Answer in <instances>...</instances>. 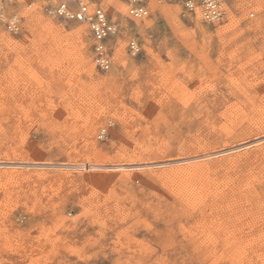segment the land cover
<instances>
[{
  "label": "rangeland",
  "instance_id": "1",
  "mask_svg": "<svg viewBox=\"0 0 264 264\" xmlns=\"http://www.w3.org/2000/svg\"><path fill=\"white\" fill-rule=\"evenodd\" d=\"M61 1L73 6L0 1V264H264V147L251 166L247 148L241 163L211 171L191 172L205 160L151 163L228 147L227 134L264 137V0H221L213 23L176 1L145 0L148 14L135 20L125 0H87L116 27L105 72L92 62L88 24L47 12ZM230 177L241 193H210L213 178Z\"/></svg>",
  "mask_w": 264,
  "mask_h": 264
},
{
  "label": "built area",
  "instance_id": "2",
  "mask_svg": "<svg viewBox=\"0 0 264 264\" xmlns=\"http://www.w3.org/2000/svg\"><path fill=\"white\" fill-rule=\"evenodd\" d=\"M2 2H12L13 0H0ZM87 0H72L73 6L69 3L61 1L55 6L47 8L49 14L55 15L65 20H75L78 22H86L92 35V62L100 71H107L110 68V52L106 46V41L115 34L116 27L108 19L105 12L95 7L90 9ZM176 1L181 4L185 11L190 13L198 12L204 22H218L222 19L224 11L221 0H168ZM127 4L126 13L129 18L140 20L147 16L148 10L145 0H125ZM30 5H27L29 7ZM20 18L17 15H11L5 20L6 29L10 32H16L20 28ZM129 50L136 54L139 49L135 42L129 43ZM105 136L102 130L98 137Z\"/></svg>",
  "mask_w": 264,
  "mask_h": 264
},
{
  "label": "bare ground",
  "instance_id": "3",
  "mask_svg": "<svg viewBox=\"0 0 264 264\" xmlns=\"http://www.w3.org/2000/svg\"><path fill=\"white\" fill-rule=\"evenodd\" d=\"M224 11V10H223ZM30 19V18H29ZM35 19L33 20V19H30L29 20V29L31 28H35ZM84 23H86V22H84ZM77 29H79V28H77ZM75 31H77V30H75ZM115 33H116V31H115ZM78 34V33H77ZM92 36V35H91ZM5 38V37H4ZM10 38V37H9ZM7 39V38H6ZM6 41H8V40H6ZM94 42V41H93ZM9 44V43H8ZM93 44V43H92ZM11 49V48H10ZM16 49V48H15ZM52 53V52H51ZM55 53H52V54H47L49 57L48 58H50V56H52V55H54ZM46 57V56H45ZM87 57V56H86ZM85 56L83 57V64L85 65V66H88V62L89 61H87V58H86ZM52 59H54V58H52ZM51 59V60H52ZM54 60H56V58L54 59ZM81 60V59H80ZM79 63V62H78ZM79 67V66H78ZM82 67V66H81ZM89 69V68H88ZM48 72V71H47ZM108 90V89H107ZM87 97V96H86ZM103 119V118H102ZM214 119V118H213ZM117 120L119 121V119L117 118ZM122 121V120H121ZM98 122V121H97ZM217 122V121H216ZM96 123V122H95ZM99 123V122H98ZM88 124V123H87ZM92 124V123H91ZM218 124V123H217ZM91 126V125H90ZM90 126H88V128L86 129V130H84L85 132L83 133L84 135H85V138L87 139V141L89 142V143H91V145H92V148L93 149H95V148H97L96 146H97V144L95 143V141L93 140V132H94V129H95V125L93 126V127H90ZM86 128V127H85ZM256 129V128H255ZM104 130V129H103ZM101 131L102 130H100L99 131V133H101ZM261 131V130H260ZM259 131V132H260ZM83 132V131H82ZM226 133V132H225ZM227 134V133H226ZM262 134V133H261ZM227 135H229V137H230V141L232 142L231 144H230V146H228V147H223V148H218V149H211V150H208V151H205V152H202L201 154H195V155H191V156H189V157H183V158H176V159H173L172 161L173 162H168V163H165V164H160V162H151L152 163V165H156V166H164V165H170V166H177L178 164H185V163H189V162H194V161H199V160H205V162L204 163H201V164H199V165H197V168H192V170H191V172H195V169H197V170H199V172H200V170L201 169H203V168H205V170L206 171H211V169H213V168H216V165L218 164V163H222L224 166L225 165H228V166H236L237 165V163H239L240 162V160H241V156L239 155V154H237L239 151H242V150H244L245 148H247L246 150L247 151H245V153L242 155L243 157H244V160L246 161V162H248L249 161V159H250V157H252L253 155H255V152L258 150H263V147H264V145H263V143H264V137H263V134L262 135H257V136H255L254 138L252 137L251 139H249V140H245V141H243V140H241V141H243V142H236V137L233 135V134H227ZM225 136V135H224ZM219 137H221V136H219ZM223 137V136H222ZM228 136H225V138H227ZM213 138V137H212ZM215 140V139H214ZM218 140H219V138H218ZM211 141V140H210ZM217 141V140H216ZM215 141V142H216ZM208 142V141H207ZM219 142V141H218ZM221 142V141H220ZM210 144V143H209ZM196 145V144H195ZM203 145V144H202ZM211 145V144H210ZM203 146H205V145H203ZM215 146V145H214ZM216 146H218V145H216ZM254 146H257V148H252L251 149V147H254ZM89 147H90V145H89ZM91 148V149H92ZM201 148V147H200ZM208 149L210 148V147H207ZM214 148H217V147H214ZM99 149V148H98ZM197 149V148H196ZM203 150V149H202ZM257 155V154H256ZM258 156V155H257ZM221 157V158H220ZM242 157V158H243ZM256 158V157H255ZM128 159V158H127ZM126 159V160H127ZM181 159V161H179ZM211 159H214V161L212 160L211 161ZM257 159V158H256ZM256 159H255V161H256ZM253 159L251 158V161H252ZM242 161V160H241ZM244 162V161H243ZM242 162V163H243ZM241 163V162H240ZM249 163V165H250V162H248ZM264 163V162H263ZM247 164V163H246ZM245 164V165H246ZM252 164V163H251ZM242 166V165H241ZM240 166V167H241ZM251 166V165H250ZM166 167V166H165ZM167 167H169V166H167ZM192 167V166H191ZM239 167V168H240ZM243 167H246V166H244L243 165ZM179 168V167H178ZM199 168V169H198ZM225 168V167H224ZM231 168V167H230ZM263 168V167H262ZM181 169V168H180ZM189 169V168H188ZM217 169V168H216ZM234 169V168H233ZM238 168H236V171L238 172V170H237ZM242 169V168H241ZM240 169V170H241ZM253 169V168H252ZM221 170H222V167H221ZM220 170V171H221ZM228 170V169H227ZM226 170V171H227ZM243 171H244V168L242 169ZM245 170H246V168H245ZM261 170V169H260ZM180 172L182 171V173L184 172L183 170H179ZM179 171H178V169L176 170V169H172V173L174 174V173H179ZM216 171V170H215ZM228 171H230V170H228ZM232 171V170H231ZM217 172V171H216ZM233 172V171H232ZM247 172V171H246ZM256 172V171H255ZM263 172V171H262ZM181 173V174H182ZM186 173V172H185ZM184 173V175H186ZM202 173V172H201ZM201 173H199V174H201ZM210 173V172H209ZM213 173V172H212ZM231 173V172H230ZM241 173V176H242V171L240 172ZM257 173V172H256ZM255 173V174H256ZM258 173H259V171H258ZM264 173V172H263ZM153 174V173H152ZM156 174V173H155ZM193 174V173H192ZM204 174V173H203ZM216 173H214V175H215ZM233 174V173H232ZM238 174V173H237ZM246 174V173H245ZM259 174H261V172L259 173ZM178 175V174H177ZM213 175V176H214ZM226 175H227V172H226ZM244 175V174H243ZM247 175H248V173H247ZM179 176V175H178ZM199 176V175H198ZM221 176V175H220ZM224 175H222V177H223ZM230 176V175H229ZM233 176H235V175H233ZM251 176V175H250ZM260 176V175H259ZM262 176H263V174H262ZM162 177V176H161ZM217 177V176H216ZM218 177H219V175H218ZM247 177V176H246ZM256 177H258V176H256ZM212 177H210V179H211ZM239 178V177H238ZM248 178L250 179V177L248 176ZM247 178V179H248ZM207 179V178H206ZM230 179H231V177H230ZM235 179V178H234ZM245 180L246 182H248V181H250V180ZM257 179V178H256ZM256 179H254V181H256V182H258V179L256 180ZM262 179V178H261ZM203 180V179H202ZM205 180V179H204ZM203 180V181H204ZM240 180H242V179H240ZM171 181H173V180H171ZM231 181H232V179H231ZM234 181V180H233ZM233 181L232 182H230L229 181V179L227 180V178L225 179V180H222V179H216V178H213L211 181H210V183H211V187H210V193L212 192L214 195L213 196H216L217 198L219 197V199L221 198V197H226V198H228V197H234V196H236V194H239V193H241V192H236L237 190H236V188H235V186H233L232 185V183H233ZM238 181V180H237ZM244 181V182H245ZM176 182V181H175ZM202 182V181H201ZM205 182V181H204ZM239 182V181H238ZM240 182H242V181H240ZM251 182V181H250ZM234 184V183H233ZM239 184V183H238ZM238 184H236V185H238ZM241 184V183H240ZM245 184V183H244ZM190 185V184H189ZM204 185V184H203ZM241 186V185H240ZM239 186V187H240ZM243 186V185H242ZM250 186V185H249ZM209 187V186H208ZM247 187V186H246ZM259 187H260V185H259ZM245 188V187H244ZM187 189V188H186ZM196 190V189H195ZM239 190V189H238ZM249 190V189H248ZM260 190H261V188H260ZM263 190H264V188H263ZM262 190V191H263ZM198 191V190H197ZM200 191V190H199ZM240 191V190H239ZM250 192H253L252 191V189H251V191ZM261 192V191H260ZM191 193H193V192H191ZM195 193H196V191H195ZM195 193H193V194H195ZM244 193V192H243ZM246 193H248V191L246 192ZM245 193V194H246ZM254 193H255V191H254ZM263 193V192H262ZM249 194V193H248ZM248 194H246V195H244V197H246V196H249ZM189 195V194H188ZM191 195V194H190ZM252 195V194H251ZM259 195V194H258ZM213 196H210V197H213ZM256 196V195H255ZM176 197V196H175ZM205 197V196H204ZM208 197V196H207ZM240 197H241V194H240ZM239 197V198H240ZM242 197H243V195H242ZM159 198V197H158ZM169 198V197H168ZM195 198V197H194ZM251 198V197H250ZM264 198V197H263ZM182 199V198H181ZM181 199H179V201L181 200ZM185 199V198H184ZM188 199V198H187ZM207 199V198H206ZM208 199H209V197H208ZM213 199V198H212ZM214 199H215V197H214ZM229 199V198H228ZM232 199V198H231ZM231 199H229V200H231ZM235 199V198H234ZM238 199V198H237ZM249 199V198H248ZM186 200V199H185ZM189 200V199H188ZM191 200V199H190ZM196 200V199H195ZM199 200V199H198ZM218 200V199H217ZM228 200V201H229ZM242 200V199H241ZM155 201H157V200H155ZM207 200H205L204 202H206ZM223 201H226V200H224L223 199ZM243 201V200H242ZM246 201H248V200H246L245 199V203H246ZM256 201V200H255ZM183 202V204L185 203L184 201H182ZM197 202V201H196ZM211 202V201H210ZM227 202V201H226ZM233 202V200L230 202L229 201V203H232ZM235 202V201H234ZM244 202V201H243ZM192 203V202H191ZM195 203V202H194ZM208 203V202H207ZM220 203V202H219ZM221 203H222V200H221ZM238 203V202H237ZM242 203V202H241ZM253 203V202H252ZM260 203V202H259ZM186 204V203H185ZM201 204H203V203H201ZM200 204V205H201ZM210 204V203H209ZM212 204H214L213 202H212ZM223 204V203H222ZM226 203H224V205H225ZM235 204V203H234ZM239 204H240V202H239ZM247 204V203H246ZM188 205H190V204H188ZM197 205V204H196ZM217 205V204H216ZM220 205V204H219ZM224 205H222V206H224ZM232 206H234L233 204H231ZM230 205V206H231ZM241 205V204H240ZM192 206V205H191ZM204 206V205H203ZM215 206V205H214ZM218 206V205H217ZM226 206V205H225ZM225 206L223 207V208H225ZM229 206V207H230ZM237 206H238V204H237ZM248 206H249V204H248ZM182 207H184V206H182ZM181 207V208H182ZM236 207V206H235ZM241 207V206H240ZM240 207H239V209H240ZM243 207H244V205H243ZM242 207V208H243ZM179 208V207H178ZM190 208V207H189ZM198 208V207H197ZM211 208H212V205H211ZM216 208H218V207H216ZM220 208V207H219ZM256 208H258V207H256ZM262 208V207H261ZM264 208V207H263ZM187 209V208H186ZM201 209V208H200ZM204 209V208H203ZM202 209V210H203ZM206 209V208H205ZM226 209H227V206H226ZM230 209V208H229ZM236 209H237V207H236ZM236 210V211H240V210ZM245 209V208H244ZM247 209V208H246ZM250 209H251V207H250ZM254 209V208H253ZM161 210V209H160ZM185 210V209H184ZM199 210V209H198ZM211 210V209H210ZM214 210V209H213ZM216 210V209H215ZM214 210V211H215ZM219 210V209H218ZM222 210V209H221ZM231 210H232V208H231ZM233 210H234V208H233ZM162 211V210H161ZM160 211V212H161ZM204 211V210H203ZM223 211V210H222ZM221 211V212H222ZM226 211V210H225ZM243 211V210H242ZM242 211H240V212H242ZM248 211V210H247ZM247 211H246V213H247ZM257 211V210H256ZM261 211V210H260ZM217 212V211H216ZM219 212H220V210H219ZM234 212V211H233ZM243 212H245V211H243ZM248 212H252V211H248ZM259 212V211H258ZM262 212H263V210H262ZM261 212V213H262ZM169 213V212H168ZM209 213H211V212H209ZM256 213V212H255ZM260 213V212H259ZM229 214H230V212H229ZM237 214H239V213H237ZM241 214V213H240ZM239 214V215H240ZM254 214V213H253ZM169 215V214H168ZM208 215V214H207ZM217 215V214H216ZM232 215V214H231ZM242 215V214H241ZM257 215V214H256ZM221 216V215H220ZM220 216H217V217H219L220 218ZM238 216V215H237ZM249 216V215H248ZM247 215H246V217H248ZM173 217V216H172ZM204 217V216H203ZM212 217V216H211ZM221 217H223V216H221ZM234 217V216H233ZM245 217V216H244ZM244 217H242V218H244ZM176 218V217H175ZM197 218V217H196ZM205 218V217H204ZM239 218H241L240 216H239ZM168 219V218H167ZM202 219V218H201ZM206 219V218H205ZM208 219V218H207ZM210 220H211V218H209ZM221 219V218H220ZM235 219H236V217H235ZM238 219V218H237ZM217 220V219H216ZM223 220V219H222ZM230 220V219H229ZM203 221V220H202ZM201 221V222H202ZM213 221V220H212ZM240 221V220H239ZM218 222V221H217ZM220 222H221V220H220ZM252 222V221H251ZM204 224V223H203ZM210 224V223H209ZM209 224H207V225H209ZM211 224H212V222H211ZM211 224H210V226H211ZM215 224V225H214ZM233 224H235V223H232V225ZM238 224V223H237ZM247 224V223H246ZM213 225L216 227V228H218L216 225H217V223H213ZM219 225V230H220V226H222V223H221V225H220V223L218 224ZM240 225H241V223H240ZM254 225V224H253ZM206 226V225H205ZM209 226V227H210ZM224 226H227V223H226V225H224ZM229 226V225H228ZM234 226H236V225H234ZM212 227V226H211ZM233 227V226H232ZM231 227V228H232ZM237 227V226H236ZM248 227V226H247ZM207 228H208V226H207ZM212 228H214V227H212ZM211 228V229H212ZM223 228V227H222ZM222 228H221V232H222ZM227 228V227H226ZM225 228V229H226ZM249 228V227H248ZM251 228V227H250ZM210 229V228H209ZM215 229V228H214ZM228 229H230V227L228 228ZM217 230V229H216ZM233 230H234V228H233ZM233 230H231V231H233ZM224 231H226V230H224ZM190 232V231H189ZM207 232H210V230L209 231H207ZM207 232H205L206 234H207ZM216 232V231H215ZM217 232H219L218 230H217ZM217 232H216V234H217ZM227 232H229V231H226L225 232V234L226 235H229V234H227ZM237 232V231H236ZM223 233V232H222ZM221 233V234H222ZM232 233V232H231ZM234 233V232H233ZM238 233V232H237ZM237 233H235V235L237 234ZM191 234V233H190ZM204 234V233H203ZM215 234V235H216ZM220 234V233H219ZM224 234V233H223ZM224 234V235H225ZM242 233H240V235H241ZM209 235H210V233H209ZM212 235V234H211ZM249 235V234H248ZM203 236V235H202ZM205 236V235H204ZM206 236H208V235H206ZM205 236V237H206ZM217 236V235H216ZM215 236V237H216ZM219 236V235H218ZM238 237H239V235H237ZM196 237V236H195ZM213 237V236H212ZM234 236H232V238H233ZM241 237V236H240ZM239 237V238H240ZM246 237V236H245ZM245 237H243V238H245ZM226 237H224V239H225ZM231 238V239H232ZM248 238V237H247ZM253 238H255L254 236H253ZM252 238V239H253ZM207 239V238H206ZM211 239V238H210ZM217 239H218V237H217ZM220 239V238H219ZM222 240H224L223 239V237L221 238ZM230 239V238H229ZM242 239V238H241ZM251 239V238H250ZM260 239V238H259ZM197 240V239H196ZM226 240V239H225ZM228 240V239H227ZM234 241H236V238H234L233 239ZM256 240V239H255ZM209 240L207 239V242H208ZM213 241V240H212ZM212 241H211V243H212ZM231 241V240H230ZM214 242V241H213ZM216 242H217V240H216ZM225 242V241H224ZM245 242V241H244ZM223 243V242H222ZM228 243H229V241H228ZM231 243V242H230ZM263 243V242H262ZM226 246V245H225ZM207 248V247H206ZM227 248V247H226ZM210 249V248H209ZM2 250V249H1ZM211 250V249H210ZM238 251H239V249H238ZM243 253V252H242ZM227 255V254H226ZM166 258V257H165ZM259 259V258H258Z\"/></svg>",
  "mask_w": 264,
  "mask_h": 264
}]
</instances>
